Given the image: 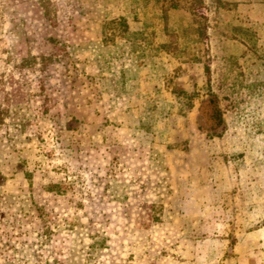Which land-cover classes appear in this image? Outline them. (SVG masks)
<instances>
[{"label":"rangeland","instance_id":"obj_1","mask_svg":"<svg viewBox=\"0 0 264 264\" xmlns=\"http://www.w3.org/2000/svg\"><path fill=\"white\" fill-rule=\"evenodd\" d=\"M0 264H264V0H0Z\"/></svg>","mask_w":264,"mask_h":264},{"label":"trees","instance_id":"obj_2","mask_svg":"<svg viewBox=\"0 0 264 264\" xmlns=\"http://www.w3.org/2000/svg\"><path fill=\"white\" fill-rule=\"evenodd\" d=\"M120 20H121V21H124V19H123V18H120Z\"/></svg>","mask_w":264,"mask_h":264}]
</instances>
